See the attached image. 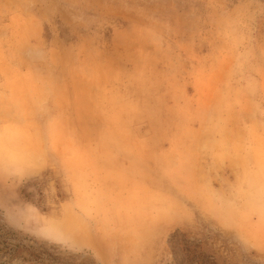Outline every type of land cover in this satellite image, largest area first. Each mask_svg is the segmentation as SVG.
<instances>
[{
	"label": "rangeland",
	"instance_id": "obj_1",
	"mask_svg": "<svg viewBox=\"0 0 264 264\" xmlns=\"http://www.w3.org/2000/svg\"><path fill=\"white\" fill-rule=\"evenodd\" d=\"M0 264H264V0H0Z\"/></svg>",
	"mask_w": 264,
	"mask_h": 264
}]
</instances>
